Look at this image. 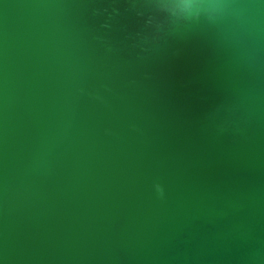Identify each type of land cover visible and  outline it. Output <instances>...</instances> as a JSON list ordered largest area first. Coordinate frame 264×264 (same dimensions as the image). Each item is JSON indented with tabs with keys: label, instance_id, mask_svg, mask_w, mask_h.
<instances>
[{
	"label": "water",
	"instance_id": "95a60500",
	"mask_svg": "<svg viewBox=\"0 0 264 264\" xmlns=\"http://www.w3.org/2000/svg\"><path fill=\"white\" fill-rule=\"evenodd\" d=\"M0 264H264V0H0Z\"/></svg>",
	"mask_w": 264,
	"mask_h": 264
}]
</instances>
